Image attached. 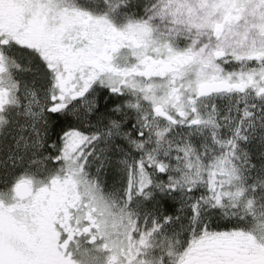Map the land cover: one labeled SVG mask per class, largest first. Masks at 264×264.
Returning a JSON list of instances; mask_svg holds the SVG:
<instances>
[{
    "label": "snow or ice",
    "instance_id": "6c2138e0",
    "mask_svg": "<svg viewBox=\"0 0 264 264\" xmlns=\"http://www.w3.org/2000/svg\"><path fill=\"white\" fill-rule=\"evenodd\" d=\"M0 264H264V0H0Z\"/></svg>",
    "mask_w": 264,
    "mask_h": 264
}]
</instances>
